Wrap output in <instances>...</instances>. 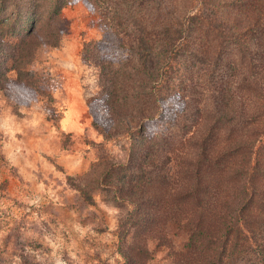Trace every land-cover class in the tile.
Masks as SVG:
<instances>
[{
  "label": "trees",
  "instance_id": "trees-1",
  "mask_svg": "<svg viewBox=\"0 0 264 264\" xmlns=\"http://www.w3.org/2000/svg\"><path fill=\"white\" fill-rule=\"evenodd\" d=\"M117 2V35L84 44L83 57L100 69L107 112L139 126L142 160L124 177L137 195L120 240L133 227L142 243L124 261L146 264L152 241L170 264H264V0L228 2V18L220 0ZM32 31L14 49L0 42V59L36 51ZM169 98L180 104L157 130Z\"/></svg>",
  "mask_w": 264,
  "mask_h": 264
},
{
  "label": "rangeland",
  "instance_id": "rangeland-1",
  "mask_svg": "<svg viewBox=\"0 0 264 264\" xmlns=\"http://www.w3.org/2000/svg\"><path fill=\"white\" fill-rule=\"evenodd\" d=\"M117 1L70 0L59 11L58 0H0V42L14 49L33 29L25 42L37 49L0 59V264H126L122 254L142 243L133 227L120 240L137 195L124 177L142 160L139 126L107 112L100 69L83 57L84 44L117 35ZM233 1L220 0L224 18ZM178 103L165 102L157 130ZM148 249L146 264L171 263L164 248Z\"/></svg>",
  "mask_w": 264,
  "mask_h": 264
}]
</instances>
